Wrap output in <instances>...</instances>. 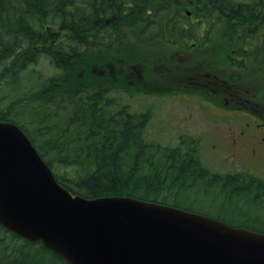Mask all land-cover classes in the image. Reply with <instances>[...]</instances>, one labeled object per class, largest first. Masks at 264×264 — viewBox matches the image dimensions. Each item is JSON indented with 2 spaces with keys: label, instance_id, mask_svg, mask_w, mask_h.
<instances>
[{
  "label": "trees",
  "instance_id": "16d2710c",
  "mask_svg": "<svg viewBox=\"0 0 264 264\" xmlns=\"http://www.w3.org/2000/svg\"><path fill=\"white\" fill-rule=\"evenodd\" d=\"M172 2L0 0V119L26 131L59 182L73 193L129 195L205 212L195 205L197 200L216 205L223 215H247L253 225L247 227L264 232L262 177L213 171L193 150L150 143L147 114L130 109L129 102L118 103L114 94L122 101L125 97L113 80L110 90H104V81L88 77L87 62H94L93 55L107 53L112 64L118 59L126 24L146 29L157 25L154 20ZM235 8L227 10L243 19L246 13L264 19V0ZM171 25L183 26L163 24L168 40L186 30L175 33ZM146 29L139 32L141 39ZM44 59L55 67L52 74L37 67ZM81 62H86L84 76L78 74ZM254 184L258 188L252 189ZM229 190L234 193L227 197ZM0 249V264H69L41 242L2 225Z\"/></svg>",
  "mask_w": 264,
  "mask_h": 264
},
{
  "label": "water",
  "instance_id": "95a60500",
  "mask_svg": "<svg viewBox=\"0 0 264 264\" xmlns=\"http://www.w3.org/2000/svg\"><path fill=\"white\" fill-rule=\"evenodd\" d=\"M0 223L71 264H264L263 232L129 196H74L8 121H0Z\"/></svg>",
  "mask_w": 264,
  "mask_h": 264
},
{
  "label": "rangeland",
  "instance_id": "374dc122",
  "mask_svg": "<svg viewBox=\"0 0 264 264\" xmlns=\"http://www.w3.org/2000/svg\"><path fill=\"white\" fill-rule=\"evenodd\" d=\"M193 8L195 9V7ZM184 10L185 4L182 6L170 5L166 10H161L160 21L164 22L167 18ZM217 15H219L218 12ZM138 27L128 24L124 26L127 37L124 43L117 47L119 50L118 59L114 64L107 63L109 57L107 53L99 56L93 55L94 62H87L88 77L96 76L101 79V82L104 81L105 86L108 87L113 80L116 87H121L115 83V74L118 76V82L124 85L121 88L125 99L122 101L115 94L114 96L118 103L129 105L126 103L129 101L131 103L130 109L133 108L132 110L147 114V128L151 133L147 140L150 143L161 144V146L177 145L183 150H193L198 154L200 153L203 164L208 165L213 171L226 174L233 171L245 173L244 168L248 167L251 170L250 174L264 178V147H257L255 150L256 144L242 130L244 124L250 123L253 124L254 132L258 133L260 138L263 136L264 122L257 119L253 121L251 118L255 111L248 107H242L240 110L236 109L234 117L223 118L218 115V112L222 110L217 106L218 104H212L211 100L202 94L187 90L185 81L181 80L179 85L171 83L170 75H173L175 71L183 70L184 61H186L185 54L187 55V53H195L196 57L192 60L198 61L199 64H207L209 60L214 59V62L218 63L217 65L227 67L231 48L225 44L227 41L225 35L231 33L227 30L228 27L231 28V22L222 20L220 16H217L214 26L208 31V36L204 39L210 42L206 46L203 45V40L193 38H189L187 41L171 42L163 31L157 32L158 27L146 29L145 32L149 34L141 39L139 32L144 26L141 24ZM178 39L176 38V40ZM193 41L196 42L195 45H193ZM219 53H221L220 56H218ZM100 61L105 63H100ZM85 64L86 62L79 64L78 74L80 73V76H84L86 72ZM103 65L107 68L104 73L101 72V67H105ZM37 67L41 68L47 75L55 71V67L47 59H44ZM212 67L215 68L214 64ZM168 68H174L173 72L161 73L163 69ZM140 72H145L146 77L143 78ZM240 77L242 87H246L248 91L253 92L259 88L261 94L264 92V67L251 65L241 73ZM161 87L173 88L169 97L162 101L158 99L165 95L160 92ZM113 93L117 94V92ZM28 127L31 126L28 124ZM198 142L200 145L203 144L198 149L199 151L197 150ZM246 180L244 182L248 184L250 181L248 177ZM256 186L254 184L252 189H255ZM233 193L229 190L227 197L232 196ZM254 194L255 191L251 196L253 201L258 199ZM221 202L218 200L219 204ZM195 205L210 215L224 217L225 221L233 222L231 223L233 225L246 228L253 226L251 218L247 215L244 217L232 213L223 215V213H217L216 205L209 206L197 200ZM240 207L242 206L240 205Z\"/></svg>",
  "mask_w": 264,
  "mask_h": 264
},
{
  "label": "flooded vegetation",
  "instance_id": "af4514ba",
  "mask_svg": "<svg viewBox=\"0 0 264 264\" xmlns=\"http://www.w3.org/2000/svg\"><path fill=\"white\" fill-rule=\"evenodd\" d=\"M243 3H252V0H213L212 2L206 0L203 10L200 12V17L174 20L175 23L183 25L182 27H173L172 30L175 33V30H182L183 27L186 30L182 34L177 35V37L173 35V38H179L178 40L171 39L173 42L179 40L187 41L189 38H193L200 41L203 40L202 42L205 46L210 43L207 39H204L208 36V31L214 26L217 16H220L222 20L231 22V28H227L228 32L231 31V33H226L225 35L227 40L225 44L228 45V48H231L229 50L231 54L229 55L227 67H224L217 65L218 63H215L214 59L209 60L207 64H199L198 61L192 60L196 57L195 53H187V55L185 54L186 61H184L183 70L180 72L175 71L173 75H170V78L171 83L178 85L181 80L185 81L187 90L202 94L209 98L212 104H218L217 106L222 109L218 112L220 117L232 118L235 116L236 109L240 110L242 107H248L250 110L253 109L255 111L252 113L253 117H251L253 121L257 119L264 122V106H261L264 105V92L261 94L259 88L253 92L248 91L240 83L241 73L248 67L251 65L264 67V19L261 15L257 19H253L255 14L249 15V13H246V19H243L236 13L228 12L227 9L230 6L233 5L237 8V6L241 7ZM242 7L244 8V6ZM217 12L219 15H217ZM195 43L193 41V45ZM212 64H214L215 68L212 67ZM106 69V66L101 67V72H106ZM173 69H163L161 73H172ZM225 70H227L226 75ZM140 75L143 78L146 77L145 72H140ZM180 75L184 76L180 77ZM115 79L117 85L124 86L118 82L116 74ZM100 85L103 86L102 83ZM110 88L111 85L109 87L105 86L104 90H110ZM172 90L173 88L161 87L160 92L165 95L158 99L162 101L168 98ZM242 130L256 144L255 150L257 147H264V134L260 138L258 133L254 132L253 124H244ZM147 133L150 134L149 131ZM245 168L247 169V167Z\"/></svg>",
  "mask_w": 264,
  "mask_h": 264
},
{
  "label": "bare ground",
  "instance_id": "6f19581e",
  "mask_svg": "<svg viewBox=\"0 0 264 264\" xmlns=\"http://www.w3.org/2000/svg\"><path fill=\"white\" fill-rule=\"evenodd\" d=\"M38 84V83H37ZM1 250V249H0ZM1 256V255H0Z\"/></svg>",
  "mask_w": 264,
  "mask_h": 264
}]
</instances>
